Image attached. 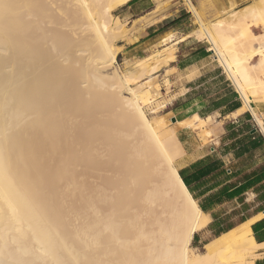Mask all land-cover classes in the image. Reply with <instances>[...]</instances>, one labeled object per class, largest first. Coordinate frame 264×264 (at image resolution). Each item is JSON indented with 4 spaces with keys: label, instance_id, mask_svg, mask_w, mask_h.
Returning a JSON list of instances; mask_svg holds the SVG:
<instances>
[{
    "label": "bare ground",
    "instance_id": "6f19581e",
    "mask_svg": "<svg viewBox=\"0 0 264 264\" xmlns=\"http://www.w3.org/2000/svg\"><path fill=\"white\" fill-rule=\"evenodd\" d=\"M98 1L0 0V264H256L246 257L264 246L252 230L263 214L194 251L209 215L180 176L175 130L145 111L158 91L150 76L159 66L146 68L157 55L115 69L120 49L106 34L124 32L112 10L130 0H107L105 10ZM184 1L264 129L250 105L264 101V34L248 22L264 26V0L239 10L232 1L209 27ZM68 10L74 22L60 14ZM88 31L100 42L92 57ZM80 164L93 167L92 186L101 180L89 195L73 175Z\"/></svg>",
    "mask_w": 264,
    "mask_h": 264
},
{
    "label": "crops",
    "instance_id": "0c3cea01",
    "mask_svg": "<svg viewBox=\"0 0 264 264\" xmlns=\"http://www.w3.org/2000/svg\"><path fill=\"white\" fill-rule=\"evenodd\" d=\"M232 1L233 8L239 10L254 0L196 2L200 6L207 2L206 17L212 24L228 14ZM124 5L135 23L129 27L133 42L120 46L133 58L157 55L150 59L149 68L159 66L150 78H158L162 86L172 125L184 123L177 129L182 152L176 166L209 215L207 225L193 240L208 243L263 214L252 224V230L257 242L264 244V137L255 131L254 113L244 109V101L216 59L210 41L197 36L200 23H195L192 10L172 9L165 14V7L159 9L157 0H130ZM251 29L259 35L263 26ZM254 99L251 107L264 118L263 99ZM255 256L256 264H264V246Z\"/></svg>",
    "mask_w": 264,
    "mask_h": 264
},
{
    "label": "rangeland",
    "instance_id": "374dc122",
    "mask_svg": "<svg viewBox=\"0 0 264 264\" xmlns=\"http://www.w3.org/2000/svg\"><path fill=\"white\" fill-rule=\"evenodd\" d=\"M157 1L159 2V9H160V6L161 7H165V9L163 10V13H165V14L167 12L171 11L172 9H176V10L178 9L179 10L181 8H188L191 11V9L188 7V5L185 3L184 0H162V1H165V2H162L161 5H160V3H161L160 1L161 0H157ZM192 1L196 5V8L199 11L200 16L203 19V22L205 23V25L207 24L206 26L209 27L212 20H207V17H206V4H207V2H204L202 4V6H200L196 2L197 0H192ZM107 4H108L107 0H99L98 1L99 8H101L103 10L106 9ZM62 5L65 7L64 4H62ZM155 6H156V3H155ZM126 9H127L126 5H122V6L118 7V8H116V9L112 10V14L114 16H117L124 23V32L122 34H119L117 38L112 37V35L110 33L106 34L107 40L110 43H113L114 45L119 47V49H120V52H119V54L117 56V62L114 65V68L118 69L119 72H122L123 70H125L124 68H126V66H128V64H129L130 67H134L136 65L137 60L139 59V58H133V57L129 56L127 49L124 46H120L122 44H125L126 42H128V43L133 42V41H131L133 35L131 34V30L129 29V27H132V25L135 23V21L133 22L134 17L132 15H130L128 13V11H126ZM60 14L64 18L70 19L73 22L75 20L74 17H71L73 14H76V12H74V10H68L66 12H60ZM256 21L257 20L254 19V18L248 19V22H249L250 26L261 25L260 24L261 23L260 20H258L257 22ZM195 23H197L196 19H195ZM262 34H264V26H263ZM259 35H261V34H259ZM86 37H87L88 43H89L88 56L92 57L93 55H95V51H96L97 47L100 45V42L97 39V36L95 35V33H93L92 31H88V35H86ZM252 43H253V46H255V47L261 46V43H260V41L258 39L253 40ZM157 50H158V48L155 51H157ZM213 51L215 52L214 48H213ZM165 53L166 52L164 51L162 54H165ZM215 55L217 57V53L216 52H215ZM216 59H218V57ZM153 61L154 60H151V62H153ZM256 61H257L256 59L253 60V62H256ZM218 62H219V60H218ZM149 65H150V60L147 63V67H146L147 69H149ZM162 65H164V64H162ZM112 70H109V71H112ZM147 78H149L148 74H146L143 77H141L140 79H138V81L142 82V81H144ZM150 84L153 87L155 86L158 89V91L155 92V91L152 90L150 92L149 98H150L151 102H148V104L145 106V111L147 112V114L151 118H160V117L164 118L165 119L164 127L166 126L165 128H170V127L173 128L175 130V133L177 134L178 126L183 125L184 123L183 124H178V125H172V121H171V118H170L171 114H166V106L165 105L167 104L168 99L163 95L162 86L160 85V82H159L158 78H155V79L151 80ZM167 90H169L168 82H167ZM123 94L126 95V91H123ZM155 107L157 109H159V111H158L157 114L154 115L152 113V111L155 109ZM90 128H91V130L93 129L92 127H90V125L87 122L85 124V129L89 130ZM71 137H70V140H69V138L67 140L69 142L71 140H72V142H74V139H72L74 137H72V138ZM78 146H80V145L76 144L75 146H73L74 147V152H75L74 154H77V153L79 154L81 148H79ZM170 148L176 152L175 158L177 160L178 157L181 155V152H182V150L180 152L178 151L179 149H182L181 142L179 144H177V142L175 140L171 141L170 142ZM93 158H94V161H96L97 163H99L100 161L103 160L101 158V156L94 155ZM42 161H43L44 164L47 163L46 160L42 159ZM47 165H48V174L50 176H52V177L55 176V174L58 173V169H56V167L53 168L52 164L49 165V163H47ZM92 168L93 167H91V169L90 168H84V164H80V165H78L77 169L74 170V174H73L75 178H77V179H79L81 181L80 183L83 184L84 188H86V194L88 193V195L90 193L89 191L93 190L92 187H94L95 185H98L97 183H99V184L101 183V180L95 181V183H94L95 185L93 184V186H92L93 182L91 181V179L95 178L94 177V173L92 171ZM107 172L108 171H106L105 173L107 174ZM108 173L110 174V172H108ZM66 182H68V180H64L63 183L65 184ZM98 198H99V200L96 201L97 206L101 205L99 203L100 197H98ZM89 214H90V211L88 212V215ZM91 217H92L91 215L88 216L89 223L90 222L92 223V221H93L91 219ZM205 243L206 242H195L194 240H192L191 246L193 247L195 252H202V251H204V244ZM255 257L256 256H255V252H254V253L248 255L246 257V259L248 261H254Z\"/></svg>",
    "mask_w": 264,
    "mask_h": 264
},
{
    "label": "built area",
    "instance_id": "2783aa9c",
    "mask_svg": "<svg viewBox=\"0 0 264 264\" xmlns=\"http://www.w3.org/2000/svg\"><path fill=\"white\" fill-rule=\"evenodd\" d=\"M259 117H262L260 116L259 114H257ZM253 120H254V128H255V131L259 132L260 134H262V136L264 137V129L261 128V126L257 123L256 121V117L255 115L253 114Z\"/></svg>",
    "mask_w": 264,
    "mask_h": 264
},
{
    "label": "water",
    "instance_id": "95a60500",
    "mask_svg": "<svg viewBox=\"0 0 264 264\" xmlns=\"http://www.w3.org/2000/svg\"><path fill=\"white\" fill-rule=\"evenodd\" d=\"M173 121H176V118H173Z\"/></svg>",
    "mask_w": 264,
    "mask_h": 264
}]
</instances>
